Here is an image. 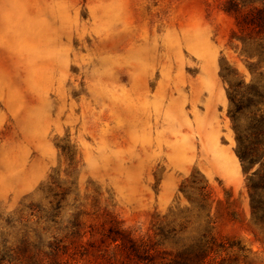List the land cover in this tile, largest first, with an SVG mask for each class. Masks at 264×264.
Here are the masks:
<instances>
[{
  "label": "rangeland",
  "instance_id": "obj_1",
  "mask_svg": "<svg viewBox=\"0 0 264 264\" xmlns=\"http://www.w3.org/2000/svg\"><path fill=\"white\" fill-rule=\"evenodd\" d=\"M222 4L0 0V249L49 242L41 218L61 202V229L99 239L111 213L164 251L209 235L264 264L221 76L250 83L258 58Z\"/></svg>",
  "mask_w": 264,
  "mask_h": 264
},
{
  "label": "trees",
  "instance_id": "obj_2",
  "mask_svg": "<svg viewBox=\"0 0 264 264\" xmlns=\"http://www.w3.org/2000/svg\"><path fill=\"white\" fill-rule=\"evenodd\" d=\"M222 10L236 20L237 30L231 41L241 43L242 53L250 59L258 58L257 64L249 66L253 77L250 83L228 67L222 68L221 76L228 84L235 152L248 177L252 218L264 230V0H223ZM187 199L194 202L193 198ZM206 200L201 198L200 202L204 204ZM60 204L41 218L46 225L42 231H53L52 239L46 242L43 234L36 231L35 242L29 231L14 247L5 238L0 264H241L242 258L248 260L245 248L238 246L236 254L231 255L209 235L176 253L164 251L159 240L137 236L111 213L105 214L108 227L99 239L94 238V230L87 232L79 220L61 229ZM172 233L161 227L155 236L165 240ZM88 235L92 239L85 244Z\"/></svg>",
  "mask_w": 264,
  "mask_h": 264
}]
</instances>
